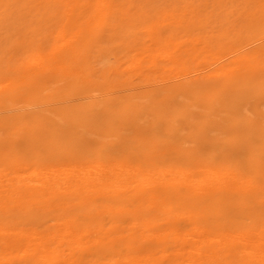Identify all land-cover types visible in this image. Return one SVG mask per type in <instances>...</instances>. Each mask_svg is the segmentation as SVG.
<instances>
[{
	"label": "bare ground",
	"instance_id": "bare-ground-1",
	"mask_svg": "<svg viewBox=\"0 0 264 264\" xmlns=\"http://www.w3.org/2000/svg\"><path fill=\"white\" fill-rule=\"evenodd\" d=\"M0 264H264V0H0Z\"/></svg>",
	"mask_w": 264,
	"mask_h": 264
}]
</instances>
